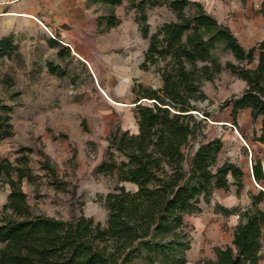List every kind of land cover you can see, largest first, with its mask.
<instances>
[{
    "label": "trees",
    "instance_id": "1",
    "mask_svg": "<svg viewBox=\"0 0 264 264\" xmlns=\"http://www.w3.org/2000/svg\"><path fill=\"white\" fill-rule=\"evenodd\" d=\"M88 2L109 11L108 17H98L99 28L105 21L106 31L119 25L115 9L128 3L136 12L135 22L143 39H150L145 64L164 63L158 70L162 84L158 89L141 84L133 87V93H138L134 103L138 134L115 130L108 138V160L99 170L116 173L118 185L105 199V227L84 215L71 220L33 215L22 188L31 175L9 161L0 163V180L10 187L7 203L0 207V264H129L142 252L146 264H187L191 236L185 217L202 213V201L209 203L216 190H227L231 183L239 193L245 177L236 164H219L223 147L219 138L198 141L190 155L193 142L203 135L202 123L193 111L199 113L197 102L207 99L205 83L229 71L245 82V89L223 107L232 108L234 125L242 110H250L254 122L261 119L260 134L254 141L264 147V41L245 49L227 26L200 2L191 0ZM158 6H166L175 18L150 35L148 12ZM261 12L264 15V5ZM7 44L2 42L1 49ZM50 46L62 48L60 57L63 50L69 53L57 40ZM217 51L231 54L235 62L221 64ZM255 61L256 67L250 68ZM48 69L56 74L52 63ZM204 116L210 118L209 113ZM13 132L11 109L0 100V139ZM251 163L252 177L261 186V159L252 154ZM45 167L51 170L48 163ZM249 199L245 209L219 207L225 215L239 213L240 221L232 244L216 248V260L204 264H261L264 191L251 192Z\"/></svg>",
    "mask_w": 264,
    "mask_h": 264
},
{
    "label": "rangeland",
    "instance_id": "2",
    "mask_svg": "<svg viewBox=\"0 0 264 264\" xmlns=\"http://www.w3.org/2000/svg\"><path fill=\"white\" fill-rule=\"evenodd\" d=\"M94 12L98 17L109 16V11L100 5H94ZM115 16L120 22L117 27L106 31L103 21L100 34L84 38L85 46L94 48L93 55L83 54L84 61L68 46L64 48L69 53L63 50L60 57L58 52L62 48L50 46L52 40L60 39L48 29L47 35L31 27L14 34L16 29L0 25V46L5 40L8 42L5 49L0 47V100L10 107L14 126L12 136L0 139V163L9 161L31 175V180L23 181L22 188L33 215L63 220L84 215L104 227L107 224L105 199L118 185L116 173L99 170L108 160V138L115 130L133 133L137 121L131 103L136 102L138 93L131 95V89L139 84L160 88L158 70L164 66L163 62L145 64L150 39H143L135 22L136 12L127 2L115 9ZM148 16L150 35L175 18L166 6L151 8ZM236 38L239 42L246 39ZM215 55L223 65L226 61L235 62L229 53L217 51ZM49 63L56 66V74L50 73ZM244 89L227 70L213 82L205 83L207 99L197 102L201 116L193 111L202 123L203 135L190 148L191 155L198 141L221 140L219 164L230 161L247 175L238 198L241 209L249 206V194L260 190L251 174L250 158L252 154L259 158L263 155L261 148L249 141L257 129L249 113H239L243 121L236 126L232 108L223 107L228 98L239 96ZM213 109L217 111L213 113ZM205 113L210 118L206 119ZM216 121L224 125L214 124ZM116 158L119 164L120 158ZM47 163L51 170L45 169ZM9 193L10 187L0 180V207L7 203ZM227 194L213 197L210 203L202 201L205 212L186 218L192 245L187 264H204L215 256L212 242L200 223L222 220L215 214L214 205L217 200L224 201ZM224 203L233 205L226 200ZM228 222L231 221L223 220V232H227ZM144 257L142 252L129 264H146Z\"/></svg>",
    "mask_w": 264,
    "mask_h": 264
},
{
    "label": "crops",
    "instance_id": "3",
    "mask_svg": "<svg viewBox=\"0 0 264 264\" xmlns=\"http://www.w3.org/2000/svg\"><path fill=\"white\" fill-rule=\"evenodd\" d=\"M9 3L3 5L0 8V12L3 14L0 16V25L6 24L7 28H14V34L22 31L24 27H31L35 31H42L47 35L48 29L52 34H55L60 39L59 42L65 46L70 47L73 52L82 59L83 54H94V48L89 49L85 45L86 40L84 38L94 37L95 33L100 34V28L98 25V15L94 12V4H89L88 0H8ZM193 2H200L204 9L219 23L227 26L236 37H244L243 41L240 40L242 46L245 49H250L258 46L259 43L264 41V15L261 12L264 0H191ZM88 40V39H87ZM67 49V48H66ZM259 55V51H256V58ZM83 60V59H82ZM87 62H90L89 55H86ZM94 60V57H92ZM84 61V60H83ZM93 63V62H92ZM94 64V63H93ZM254 64V65H253ZM250 68H255L257 61L253 63ZM237 78V77H236ZM237 81L242 83L245 88V82L238 79ZM133 93V87L131 89V95ZM232 98V97H231ZM228 98V99H231ZM135 102L131 103L134 106ZM127 104V103H126ZM241 112H248L251 122L257 125L256 131L253 133L252 140H249L257 144L262 150V166L264 171V147L254 141L255 136H259L261 129V119L252 120L250 110H242ZM239 113L236 115L235 124L241 125L242 121L239 118ZM234 122V120H233ZM214 124L221 125L222 121L213 122ZM132 134H138V124L136 122V129ZM244 171V170H243ZM245 172V171H244ZM244 186L238 193V187L233 183L227 190L219 189L214 192L213 197L218 196L221 193L228 192L225 197L226 201L233 205H225L224 201L217 200L214 205L215 214L222 220H216L215 222L200 223L202 230L206 237L212 242L214 250L216 248H224L227 245H231L233 241L234 230L239 224V213H233L225 215L220 209H235L240 208L238 205L239 195L245 187ZM231 182L232 179H231ZM132 190H136L135 186L129 185ZM261 187L264 190V181L261 183ZM213 197L211 200H213ZM210 200V202H211ZM209 202V203H210ZM202 208V213L205 212ZM200 214H195L200 215ZM191 215V216H195ZM190 216L185 217L186 218ZM227 219L228 222L227 232H223V220ZM187 223V222H186ZM191 228V227H190ZM192 248V245H191ZM190 248V250H191ZM187 251V256L188 252ZM263 259L261 264L264 263V248L262 251ZM215 257V258H214ZM209 257L210 260L215 261L216 255Z\"/></svg>",
    "mask_w": 264,
    "mask_h": 264
},
{
    "label": "built area",
    "instance_id": "4",
    "mask_svg": "<svg viewBox=\"0 0 264 264\" xmlns=\"http://www.w3.org/2000/svg\"><path fill=\"white\" fill-rule=\"evenodd\" d=\"M9 3V1L8 0H0V8L3 6V5H6V4H8ZM3 14L0 12V16H2ZM45 30H47V29H45ZM48 31V30H47ZM51 35V37L52 38H54L53 37V35L52 34H50ZM197 115H200L199 113H197ZM201 116V115H200ZM238 136L240 137V139L242 140V142L248 147V145H247V143L244 141V139L238 134ZM197 148V147H196ZM249 148V147H248ZM250 166H251V174H252V163H251V158H250ZM254 183H255V185L261 190L262 189V187L254 180ZM263 190V189H262Z\"/></svg>",
    "mask_w": 264,
    "mask_h": 264
},
{
    "label": "water",
    "instance_id": "5",
    "mask_svg": "<svg viewBox=\"0 0 264 264\" xmlns=\"http://www.w3.org/2000/svg\"><path fill=\"white\" fill-rule=\"evenodd\" d=\"M143 101H146V100H143ZM135 106V105H134ZM217 111V109H213L212 110V112L214 113V112H216ZM221 125H224V123H222ZM262 190V189H261ZM262 191H264V190H262Z\"/></svg>",
    "mask_w": 264,
    "mask_h": 264
}]
</instances>
